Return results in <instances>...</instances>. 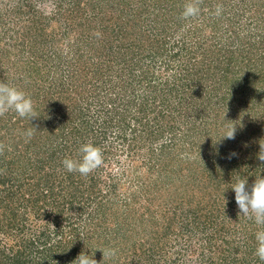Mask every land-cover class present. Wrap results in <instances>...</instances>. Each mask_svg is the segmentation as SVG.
<instances>
[{
  "label": "rangeland",
  "instance_id": "rangeland-1",
  "mask_svg": "<svg viewBox=\"0 0 264 264\" xmlns=\"http://www.w3.org/2000/svg\"><path fill=\"white\" fill-rule=\"evenodd\" d=\"M147 1L154 4L150 5L148 17L139 14L140 0H0V82L20 90L23 86V90L26 87L35 90L32 87L35 83L27 72V62L34 57L28 49L31 36H27L28 28L25 27L32 14L37 18L47 15L48 19L44 20L49 25L47 28L50 32L57 31L56 42L49 43L47 49L42 47L44 57L55 52L52 61L46 58L42 61L48 68L58 66L59 61L55 59L60 54L61 44L64 57L70 59L75 56L76 41L82 39V33L71 35L65 32L71 22L75 23L71 19L73 14L81 25L94 16L113 20L117 31L119 24L138 15L139 32L150 33L152 41L161 39L165 43L167 39L168 43L160 48V56L154 62L150 58L145 61L146 65L140 62L134 70L128 57L129 61L121 60L122 57L115 54L114 64L105 51L102 58L106 57V61L114 64L112 73L116 89H110L107 81L108 85L102 82L106 88L95 94L93 105H85L90 113L95 114L93 120L109 122L103 134L102 127L98 126L96 141L104 162L95 172H99L98 176L103 179L101 185L105 191L111 182L112 177L108 174L111 170L114 182L119 183L118 197L113 202L115 206L109 209L119 211L121 218L125 219L123 230L118 232L119 241H123L128 228L136 229L132 234L133 241L125 249L131 254L104 260H109L110 264L114 258L122 264H264L255 255L256 233L264 230V225L238 215L239 208L232 189L238 180L247 179L246 187L250 190L256 177H264V162L257 158L260 141L264 142V78L247 75V68L241 66L239 73H234L235 70L234 74L231 72L227 76L223 70L215 74L216 70L228 67L235 60L251 61V69L254 66L264 71V8L253 0H199V14L184 18V6L190 0ZM218 5L221 6L219 15L216 14ZM155 18L159 23H155ZM98 23L91 21L92 26L97 27ZM164 27L168 28L165 32ZM121 43L122 36L114 40V50H119ZM175 48L182 51L175 63L167 67L166 63L174 60L170 52H176ZM123 49L126 50L125 47ZM82 50L86 52L85 46ZM88 56L90 62L98 61L95 56ZM192 61L195 62L194 72H190L189 67L185 69L187 65L191 66ZM49 74L48 88L54 76L52 70ZM171 88L179 92H175L173 97L164 96ZM156 92L162 97L155 98ZM112 99H117L114 108L118 113H102L100 100H110L114 105ZM147 101L150 106L153 104L159 110L163 109L166 115L164 125L160 124L163 129L157 137H151L150 130L140 122L141 110ZM205 107L210 108L209 113L204 112L207 110ZM19 118L12 111L0 116V128L3 127L0 129V144L4 146L0 154L8 150L10 154L6 159L15 158L18 167L22 164L27 170L33 167L32 163L39 161V157L36 161L34 159L38 155L37 150L26 152L22 144L26 140L25 132L21 134L15 130L13 134L21 151L15 152L16 143L10 141L9 130L4 127L8 120ZM44 120L45 128L46 124L58 121V118L55 113L51 117L45 114ZM152 124L158 130L159 124ZM226 124L236 126L234 139L222 138ZM43 134L48 137L50 145L57 148L58 140L53 138V134L49 131ZM43 134L40 132L38 139L32 136L29 141L40 143L39 137ZM91 141L88 140L89 143ZM131 154L135 159L132 160ZM4 161L0 159V165ZM132 163L140 166L142 178L133 171ZM19 169L16 171H24ZM33 172V169L27 170L23 176ZM23 176L21 178L24 179ZM47 178L44 173L38 175L41 188L46 186ZM62 179L58 173L53 177V183L57 184ZM150 180L152 184L143 185ZM154 198L156 209L153 216L156 220L148 219L143 224L140 214L145 211L144 206H153L150 200ZM170 207L173 209L169 211ZM169 220L178 227L174 232L166 231ZM155 232L160 239L154 241L157 248L154 262L142 256L135 257L136 248L132 244L147 240ZM3 243L6 245L7 240ZM148 245L144 248L147 249ZM94 258L100 262L103 253Z\"/></svg>",
  "mask_w": 264,
  "mask_h": 264
},
{
  "label": "trees",
  "instance_id": "trees-1",
  "mask_svg": "<svg viewBox=\"0 0 264 264\" xmlns=\"http://www.w3.org/2000/svg\"><path fill=\"white\" fill-rule=\"evenodd\" d=\"M161 1L169 3L173 0ZM208 1L205 0V2ZM253 1L257 6L259 5V7L264 8V0ZM150 5L154 4H148L147 0H140L139 14L150 15ZM91 7L95 10L93 5ZM35 15L32 14L27 22L30 23L25 24V27L28 28L27 36H31L28 49L32 53L31 56L34 57L32 61L29 60L27 62V72L33 84L35 83L32 85L35 90H31L28 87L23 90L24 86L21 90L25 93L26 91L28 92L26 94L34 101L35 110L39 116L31 121L21 117L16 121L8 120L4 127L9 130L8 134L12 138H9L8 134L6 136L13 144L16 143L15 152H21L18 149L20 148V143L13 134L15 130L22 134L23 131L26 133L28 129L32 128L34 132L33 136L34 138L37 137V139L40 132L43 134V132L49 131L53 134V138L58 140V145L57 148H53L46 134L39 137L40 143H37V140L33 142L29 141L28 144L22 141L23 147L27 150L26 152L29 149L37 150L39 156L37 155L34 158L35 161L38 157L40 158L39 161L32 163L33 167L27 169L28 171L33 169L34 172L32 175L26 177L23 176L24 172L27 171L24 165L21 164L18 167L15 158L9 159L8 157L6 159L9 156L8 154H10L8 150L0 154V159L6 160L0 165V264H72V261L81 252H85L94 258L97 254L102 253L100 249L106 246L107 248L121 249L120 251H118L119 249L117 250L116 257L124 253L127 255L131 254L129 250L125 251V249L130 244V241H133L132 234L136 229L132 228L130 230L128 228L126 233L123 234V241L122 239L119 241L118 232L123 230L122 225L125 219L121 218L122 216L119 211L109 210L115 206L113 202L117 200L119 188V183L117 181L114 182L115 178L111 172L112 170L108 173L112 178L110 185L107 186V190L105 191L101 185L103 179L98 176L99 172H95V170L87 177H84L78 172H68L64 168L62 161L65 158L80 159L79 149L83 144L89 143V139L92 140L90 143L98 147V142L96 141V137H98L97 133H99L98 126L102 127V134L109 127L107 120H104L102 123L98 119L93 120L95 114L90 113L89 108L85 107V105L88 106L89 103L93 105V100H96L95 98L99 91L104 87L106 88L105 85H102V82L106 83L107 81L110 83V89H116V86H114L115 76L112 73L116 62L114 61V58H116L114 57L115 54L121 56V60L127 61L130 59L132 62L134 60L137 61L134 64L130 63L131 69L134 70V67H138L140 62L146 65L145 61L150 58L154 62L153 60L160 56V48L165 47V43H168L167 39L165 43H162L161 39L152 41L150 33L147 34L146 31L139 32L137 29L138 15L136 18L131 17V20L128 19L129 21L122 25L119 24L117 31L113 20L108 21L104 17L98 18V16H94L91 20H87V23L85 22V24L81 25L77 23V17L73 14L71 19L75 23L71 22V26L65 32L71 35L72 33H75V35H79L76 33H82V35L80 34L82 39L76 41L78 44L75 49V56L70 59L64 57L61 44L59 48L60 54L58 53L55 59L59 61L58 66H50L48 68L46 64L43 66L42 61L45 58L52 61L55 52L52 55L44 57L45 50L42 47L46 48L49 43L56 42L58 37L56 35L57 31L51 30L50 32L47 28L49 25L44 23V20L48 19L47 15L44 14L38 18ZM91 21H95L96 23L98 21V26H92ZM155 23H159L157 18H155ZM164 28L163 32L167 31L168 28ZM86 35L88 36L86 37ZM121 36L122 43L119 45V50H114V40H118ZM84 46L86 52L82 50ZM124 47L128 50V53L123 49ZM200 48L201 45H199L198 50ZM109 49L110 52L108 53ZM174 50L177 53L170 52V54H173L172 58L174 60L170 63L167 62V67H171L175 63L179 53L182 51L176 48ZM105 51L109 60L112 59V63L114 64L106 61L104 59L106 57L102 58ZM165 51L168 52V50ZM40 53L42 56H39ZM88 55L95 56L98 61L94 59L90 62L91 58ZM250 62H238L235 60L229 63L228 67L216 70L215 74L218 75L224 70V74L229 76L231 72L232 74L239 73L238 70H242L241 67H243L247 68V75L264 78V71L254 66L251 69ZM181 63L186 62L182 61ZM193 63L195 64L192 61L191 66L187 65L185 69L189 67L190 72H194ZM50 70L53 71L54 76L52 77L50 88H48L47 81L50 79ZM233 71L235 72L233 73ZM66 72L67 75L64 74ZM102 78L105 80L102 81ZM106 85L108 84L106 83ZM34 91H37V94ZM168 92H166L168 94L164 93V96L173 97L174 93H178L179 91L177 92L176 88H171ZM91 96L93 99H91ZM159 96L162 97L161 94L156 92L155 98H159ZM116 101L117 99H112V103L114 104L112 105L110 100H100V111L106 115L114 111L117 112V108H114ZM154 102L156 103V100ZM165 103L167 104V100H165ZM144 104L145 106L141 110L143 113L140 116V122L144 125V128L147 126L150 130L151 137H157L156 135L163 129V121L166 117L165 112L163 109L159 110L158 106H152L153 104L150 106L149 101L144 102ZM126 105L128 106V102H126ZM205 108L207 110L203 109L204 112L209 113L210 108ZM53 113L56 114L58 121L46 124L44 128L43 125L46 122L44 120L45 114L51 117ZM152 122L159 124L158 130L154 128V123L152 124ZM39 144L44 145L39 146ZM131 156L133 160L135 155L131 154ZM132 166L133 171L138 173L139 178H142L141 173L143 171H139L140 166L134 163H132ZM19 168L24 171L17 172L16 170L18 169L19 171ZM40 173H44L45 177H48L47 182H45L46 186L43 188L38 185V175ZM58 173L61 174L64 180L62 179L56 184L53 183V177ZM22 176L24 179L21 178ZM10 182H12L11 185ZM144 184H152V181L150 180L148 183L143 182ZM154 200L155 198L150 200V204L155 203ZM91 205H94V207ZM154 205L152 207L150 205L144 206L145 211L140 214L143 224L148 219H151V221L156 220L153 216L156 209ZM131 209L135 208L131 207ZM171 209L173 208L170 207L169 211ZM120 220L123 221L121 222ZM169 221L166 231L172 230L174 232L178 227L174 226V223H172L174 221ZM38 229L41 230L34 234ZM52 231H54L56 239L53 238ZM113 233L117 234L114 236ZM158 237H160L159 234L155 232L141 243L139 241L134 242L132 245L136 248L134 249L135 257L142 256L154 262L157 252L154 241L156 239L159 241L160 238ZM5 240H7L6 245L3 243ZM116 241L117 243L112 245ZM37 245L39 247H36ZM147 245L151 248H144ZM103 264H110V262L109 260H104ZM111 264L122 263L114 258Z\"/></svg>",
  "mask_w": 264,
  "mask_h": 264
},
{
  "label": "clouds",
  "instance_id": "clouds-1",
  "mask_svg": "<svg viewBox=\"0 0 264 264\" xmlns=\"http://www.w3.org/2000/svg\"><path fill=\"white\" fill-rule=\"evenodd\" d=\"M199 0H190L184 6L182 16L184 18L195 17L199 14ZM221 12V6H217L216 14ZM15 112L21 118H27L30 121L39 115L35 110L34 101L24 91L10 86L8 83L0 82V116H4L8 112ZM35 128V127H34ZM36 129V128H35ZM236 126L226 124L224 126V134L222 138L234 139ZM34 135L33 129L30 128L25 133L28 142ZM262 141V140H261ZM260 141V151L258 159L264 162V142ZM0 144V151L3 150ZM80 159L65 158L62 163L68 172H78L81 176L87 177L96 169L102 166L104 162L101 149L92 143L83 144L80 149ZM232 155H235L233 153ZM247 179L238 180L232 187L235 191V199L239 208L238 215H243L248 219H253L257 225H264V177H256L254 184L249 190L246 185ZM257 248L255 255L264 261V230L256 233ZM103 260L98 262L93 256L81 252L78 257L72 261V264H103L105 258H113L117 255L115 248H101Z\"/></svg>",
  "mask_w": 264,
  "mask_h": 264
}]
</instances>
